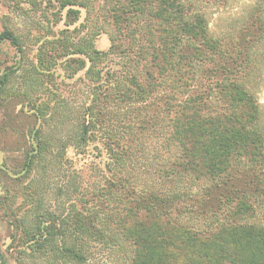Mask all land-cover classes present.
<instances>
[{
    "label": "trees",
    "instance_id": "trees-1",
    "mask_svg": "<svg viewBox=\"0 0 264 264\" xmlns=\"http://www.w3.org/2000/svg\"><path fill=\"white\" fill-rule=\"evenodd\" d=\"M4 1L46 23L32 55L0 32L19 54L0 108L33 121L0 195L15 264H88L106 246L121 264H264V5L218 36L206 0ZM53 163L48 205L36 176Z\"/></svg>",
    "mask_w": 264,
    "mask_h": 264
},
{
    "label": "rangeland",
    "instance_id": "rangeland-1",
    "mask_svg": "<svg viewBox=\"0 0 264 264\" xmlns=\"http://www.w3.org/2000/svg\"><path fill=\"white\" fill-rule=\"evenodd\" d=\"M202 2L204 3L203 0ZM205 2L204 9L207 13L209 28L214 35L218 36L227 33V27L239 21L237 19L245 14L249 6L255 2H260L264 5V0H206ZM42 26L46 27V23L40 13L13 10L6 1L0 0V32L6 27L19 36L28 55H32L36 47L32 31L34 28L42 29ZM107 46V37L103 35L97 41V47L105 49ZM17 60H19V54L9 42L0 41V74ZM259 83L256 97L264 110V71ZM32 123V119L27 117L24 109H21L20 106L15 107L8 104L0 108V195L5 193L7 187L10 190L18 187V181L13 180L22 176L20 169L24 160L26 146L24 137H21V134H16V132L24 131L26 125ZM7 124H10V127H14V130L13 133L10 131V134L6 135L3 128L7 127ZM44 129L47 130L46 128ZM77 161V165L81 166L83 160L79 158ZM46 174L44 178L39 174L36 179L40 182L39 186L43 190V196L47 204L54 205L57 203V165L53 163V166ZM8 236V227L0 214V262L3 260L6 264H15V261L10 258L14 253L7 248L9 243ZM91 252L92 255L88 264L122 263L123 252L121 250L117 251L112 247L106 246L103 248L94 247Z\"/></svg>",
    "mask_w": 264,
    "mask_h": 264
},
{
    "label": "water",
    "instance_id": "water-1",
    "mask_svg": "<svg viewBox=\"0 0 264 264\" xmlns=\"http://www.w3.org/2000/svg\"><path fill=\"white\" fill-rule=\"evenodd\" d=\"M0 264H2V263L0 262Z\"/></svg>",
    "mask_w": 264,
    "mask_h": 264
}]
</instances>
